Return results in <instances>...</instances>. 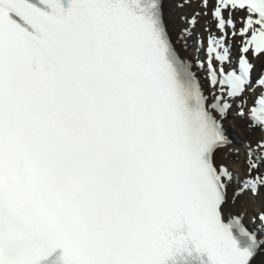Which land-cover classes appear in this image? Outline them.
<instances>
[{
  "label": "snow or ice",
  "instance_id": "obj_1",
  "mask_svg": "<svg viewBox=\"0 0 264 264\" xmlns=\"http://www.w3.org/2000/svg\"><path fill=\"white\" fill-rule=\"evenodd\" d=\"M165 4L0 0V264L264 254V0Z\"/></svg>",
  "mask_w": 264,
  "mask_h": 264
},
{
  "label": "bare ground",
  "instance_id": "obj_2",
  "mask_svg": "<svg viewBox=\"0 0 264 264\" xmlns=\"http://www.w3.org/2000/svg\"><path fill=\"white\" fill-rule=\"evenodd\" d=\"M165 8H166V15H168L169 19H173L174 18V8L172 5V0H166ZM257 66L264 67V57H260L258 59ZM233 120L235 121L237 125V131L239 133L245 134V135L248 134L247 129L244 127V121L238 118H235V117H233ZM261 261H264V254H261V256L257 258V264H261Z\"/></svg>",
  "mask_w": 264,
  "mask_h": 264
}]
</instances>
